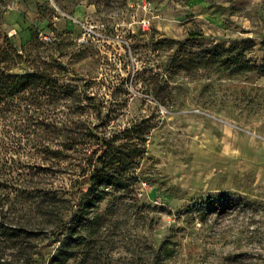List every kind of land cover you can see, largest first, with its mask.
<instances>
[{"label":"rangeland","instance_id":"374dc122","mask_svg":"<svg viewBox=\"0 0 264 264\" xmlns=\"http://www.w3.org/2000/svg\"><path fill=\"white\" fill-rule=\"evenodd\" d=\"M35 37L44 46L29 51L61 60L60 81L95 97L83 104L98 132L139 125L146 138L134 191L110 194L55 264H264V0H0V46ZM229 54L257 69L220 65ZM1 129L12 149L16 130ZM81 149L63 164L21 160L41 174L32 186L47 201L11 220L41 225L32 242L44 264L88 188L71 195ZM12 246L2 263L30 264Z\"/></svg>","mask_w":264,"mask_h":264},{"label":"trees","instance_id":"16d2710c","mask_svg":"<svg viewBox=\"0 0 264 264\" xmlns=\"http://www.w3.org/2000/svg\"><path fill=\"white\" fill-rule=\"evenodd\" d=\"M36 41L35 37L27 47H18L7 38L5 46H0V264L5 248L17 243L19 249L26 251L30 264L39 257L44 264L42 246H34L32 242L41 225L37 227L29 220H11L17 213L28 215L34 209L44 212L47 201V194L32 186L41 174L34 171L33 163L29 167L24 165L23 158L34 157L51 166L63 164L70 153L83 149L84 158L78 165L81 179L71 195L75 197L84 182L88 188L80 199L74 200L68 220L57 224L59 232L51 240L60 243L51 263L55 264L66 262L72 241L79 239L78 230L99 215L101 203L110 194L120 193V198L126 199L134 191L132 174L139 165L138 158L146 153L141 126L134 125L107 137L85 119L89 107L83 103L86 100L92 103L95 97L77 86L62 83L59 77L64 64L58 58H45L39 52L29 51L34 45L44 46ZM249 62L242 54H229L220 65L229 69H257L256 64ZM259 67L264 68V60ZM2 123L16 130L12 149L1 146ZM22 139L28 141L24 143ZM122 180L127 183L123 184ZM118 186L125 189L124 195L115 190ZM55 208L61 210L63 206Z\"/></svg>","mask_w":264,"mask_h":264},{"label":"built area","instance_id":"2783aa9c","mask_svg":"<svg viewBox=\"0 0 264 264\" xmlns=\"http://www.w3.org/2000/svg\"><path fill=\"white\" fill-rule=\"evenodd\" d=\"M149 25H150V21L149 20H146V19H144V20H142V22H141V27L144 29V30H146L148 27H149ZM47 39V38H46ZM145 189H147V183H143V186L141 187V189L139 190V192H138V196L139 197H142L143 196V194H144V190Z\"/></svg>","mask_w":264,"mask_h":264}]
</instances>
